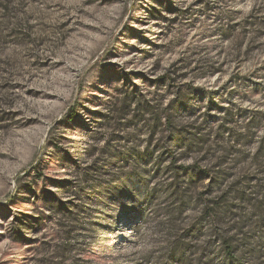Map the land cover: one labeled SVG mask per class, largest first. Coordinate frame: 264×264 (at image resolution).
I'll list each match as a JSON object with an SVG mask.
<instances>
[{
	"label": "rangeland",
	"instance_id": "obj_1",
	"mask_svg": "<svg viewBox=\"0 0 264 264\" xmlns=\"http://www.w3.org/2000/svg\"><path fill=\"white\" fill-rule=\"evenodd\" d=\"M167 234L264 264V0H0V264H158Z\"/></svg>",
	"mask_w": 264,
	"mask_h": 264
},
{
	"label": "trees",
	"instance_id": "obj_2",
	"mask_svg": "<svg viewBox=\"0 0 264 264\" xmlns=\"http://www.w3.org/2000/svg\"><path fill=\"white\" fill-rule=\"evenodd\" d=\"M172 236L167 234L165 238V247L162 248L160 252L159 262L158 264H192V260L190 257L182 256V242L176 241L175 239H171ZM223 251L227 258H234V248L233 245L230 244L229 239L222 240ZM245 254L252 252V246L248 243L245 245ZM254 251L258 254L259 258L262 257L264 251V236H261L260 240L257 242V245L254 247ZM239 261V260H238ZM238 264H244L239 262ZM263 264V263H262Z\"/></svg>",
	"mask_w": 264,
	"mask_h": 264
}]
</instances>
